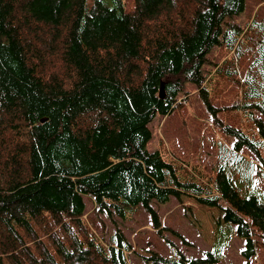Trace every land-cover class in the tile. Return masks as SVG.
I'll list each match as a JSON object with an SVG mask.
<instances>
[{"label": "trees", "instance_id": "1", "mask_svg": "<svg viewBox=\"0 0 264 264\" xmlns=\"http://www.w3.org/2000/svg\"><path fill=\"white\" fill-rule=\"evenodd\" d=\"M244 3L133 0L126 11L121 0H0V264H130L131 243L121 229L104 240L84 197L95 215L143 208L158 230L152 204L182 195L221 210L213 246L195 259L151 252L144 264H215L233 235L253 264L264 195L239 152H264V18L228 23ZM214 47L232 55L216 69L230 81L236 58L251 57L235 105L214 102L202 71ZM187 82L234 138L207 183L146 149L149 123L176 108ZM238 111L251 133L218 118Z\"/></svg>", "mask_w": 264, "mask_h": 264}, {"label": "rangeland", "instance_id": "2", "mask_svg": "<svg viewBox=\"0 0 264 264\" xmlns=\"http://www.w3.org/2000/svg\"><path fill=\"white\" fill-rule=\"evenodd\" d=\"M121 1L124 10L128 11L133 7V0ZM254 18H264V0H245L244 10L227 21L245 30ZM230 57L232 55L222 47H214L207 54V61L202 67L204 75L211 82L209 88L212 97L214 96L213 100L221 106H231L241 101V82L251 62V57L236 58L234 67L237 81H230L225 76L216 74V69L223 66V62ZM218 118L247 133L252 132L251 125L241 111L219 113ZM148 127L151 138L146 149L149 152L160 151L165 160L176 166L184 165L185 171L202 183L213 179L220 145L231 150L234 142L233 137L213 124L212 116L203 105L195 84L190 82L185 83L176 108L167 116H155ZM239 154L256 167L253 178L258 191L264 195V152H260L261 160L246 148L240 150ZM179 172L181 175L185 174L184 171ZM84 202L86 217L93 218L102 225L104 240L116 229L122 230L132 245V251L126 254L130 264H144L142 257L150 256L151 252L163 257L174 256L176 252L187 258L204 257L213 246L215 232L222 223L220 209L203 206L186 195H182L180 199L172 196L163 204H152L161 222L158 230L151 227L150 215L143 208L122 220L116 216L95 215L91 199L84 197ZM256 245L251 261L253 264H264V247ZM243 249L244 240L233 235L215 264H246Z\"/></svg>", "mask_w": 264, "mask_h": 264}, {"label": "water", "instance_id": "3", "mask_svg": "<svg viewBox=\"0 0 264 264\" xmlns=\"http://www.w3.org/2000/svg\"><path fill=\"white\" fill-rule=\"evenodd\" d=\"M162 96H163V85H161L160 87V98H162Z\"/></svg>", "mask_w": 264, "mask_h": 264}]
</instances>
